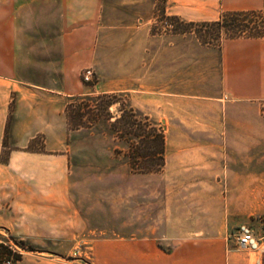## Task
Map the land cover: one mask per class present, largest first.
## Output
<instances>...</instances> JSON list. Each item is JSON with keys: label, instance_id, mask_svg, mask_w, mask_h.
Wrapping results in <instances>:
<instances>
[{"label": "crops", "instance_id": "obj_1", "mask_svg": "<svg viewBox=\"0 0 264 264\" xmlns=\"http://www.w3.org/2000/svg\"><path fill=\"white\" fill-rule=\"evenodd\" d=\"M155 1L143 23L117 27L108 22V0H0V227L45 245L21 264H78L70 245L79 243L86 224L70 194L65 108L89 88L130 95L135 108L166 121L169 132H229L236 142L220 146L216 163L231 180L246 181L231 186L232 196L246 198L241 205L231 201L226 221L218 203L210 219L203 198L198 218L163 222L167 251L158 231L121 236L118 264H264V224L247 220L256 250H237L231 239L243 225L235 212L264 214V37L226 39L219 47L187 33L160 37L152 33ZM165 12L183 23H212L227 12L264 14V0H165ZM90 68L94 87L82 80ZM38 135L48 154L25 151ZM194 152L167 144L170 178H190L195 171L187 170L203 167ZM190 191L217 194L206 187Z\"/></svg>", "mask_w": 264, "mask_h": 264}, {"label": "rangeland", "instance_id": "obj_2", "mask_svg": "<svg viewBox=\"0 0 264 264\" xmlns=\"http://www.w3.org/2000/svg\"><path fill=\"white\" fill-rule=\"evenodd\" d=\"M137 1L131 5L123 4L122 0H108L106 5V11L109 14L108 22L117 27L130 24L135 20L143 23V19L150 14V3L154 0ZM155 2L157 3H155L152 33L160 37L185 33L180 30L182 29L179 25L180 20L166 15L165 0ZM165 19L174 22L173 33L165 29L162 23ZM263 20V13L258 18L251 19L258 23ZM200 25L202 24L192 26L187 34L194 35L203 46L219 47L222 41L226 40L225 36L218 38V32L214 27ZM115 31L122 34L120 28ZM114 47L116 43L113 42L107 45V48L112 51ZM96 84L97 81L87 85L94 87ZM103 95L105 94H99L94 88H89L87 95L70 99L65 108L69 133L68 143L63 144V150L70 161V194L86 224L85 234L80 238L79 243L70 245L76 253L74 259H78V264H118V240L125 234L129 238V235L135 231L144 238L150 237L154 231L156 235L158 231L159 247L167 251L170 246L165 234L167 227L162 225L163 222L169 219H182L186 215L198 218L197 215L202 213L199 210L203 208L202 204L205 202L203 198L206 199L207 215L212 216L210 219L215 218V204L217 203L222 205L221 214L225 221L230 218L229 207L233 205L230 204L232 200L238 199V204L241 205V201L245 204L246 197L232 196L230 189L234 183L246 186V181L231 180L224 172L225 167L216 163L220 146L236 142L229 132H169L164 129L167 127L166 121L163 123L135 108L130 95L120 93L106 94L109 97ZM131 109L141 114L137 118L139 121L143 124H152L164 134L165 162L167 161V144L173 143L175 146L195 151L194 153L197 151L198 165H203V167L197 166L195 170H187L195 172L193 176L185 179L170 178L166 168L167 162L163 170L158 173H143L134 170L131 142L121 134V131L125 130L123 116L127 113L131 115ZM262 115L264 116V109ZM44 138L43 135H38L25 151L48 154ZM136 147L138 149H134L135 153L138 152L141 157L151 153L144 145L140 144ZM141 157L138 160L140 166L144 162ZM174 158L177 159L175 155ZM187 158H190V155H186L185 159ZM7 159V152L2 153L1 161L5 162ZM204 161L211 163L206 165ZM259 182L261 186L262 181ZM199 187H206L212 191L215 189L217 194L202 197L190 191ZM235 213L236 219L243 222V225L231 234L234 242L232 247L237 249V238L241 227L250 228L256 236L255 230L251 224H247V220H257L264 224V214L256 212L247 215L244 210ZM135 221H138L137 227ZM0 241L1 246L7 249L1 264L7 256L11 255H14L18 264H21L24 255L37 252L38 248L45 247V245H33L15 238L7 229L1 227Z\"/></svg>", "mask_w": 264, "mask_h": 264}, {"label": "trees", "instance_id": "obj_3", "mask_svg": "<svg viewBox=\"0 0 264 264\" xmlns=\"http://www.w3.org/2000/svg\"><path fill=\"white\" fill-rule=\"evenodd\" d=\"M260 14L258 12H227L216 22L199 24H202L200 26L214 27L218 32V38H222L223 36L226 39L262 38L264 37V20L261 23L251 21L254 17L258 18ZM182 23L179 22V25L182 26L180 30L185 33L189 32L192 26L198 24ZM103 96L109 97L106 94ZM130 113L131 115L127 113L123 116L125 130L121 131V134L126 140L131 142V149L134 154L132 155V161L134 160L132 164L133 169L143 173H158L162 171L166 163V141L164 134L160 133L152 124H143L139 121L137 118L141 114L137 111L131 109ZM140 144L148 148L151 153L142 157L138 155V152L135 153V150L138 149L136 146ZM139 157L144 161L142 166L138 163ZM6 250V247L2 245L0 249L1 260L6 254Z\"/></svg>", "mask_w": 264, "mask_h": 264}, {"label": "built area", "instance_id": "obj_4", "mask_svg": "<svg viewBox=\"0 0 264 264\" xmlns=\"http://www.w3.org/2000/svg\"><path fill=\"white\" fill-rule=\"evenodd\" d=\"M162 23H164L165 29H167L168 32H174V22L169 19H165ZM83 81L86 84H94L97 81L95 72L92 69H87L83 73ZM258 246V240L256 239L254 232L246 226L241 227L237 238V249L243 251L256 250L258 249ZM3 264H18V262L15 260L14 255H11L7 256Z\"/></svg>", "mask_w": 264, "mask_h": 264}]
</instances>
